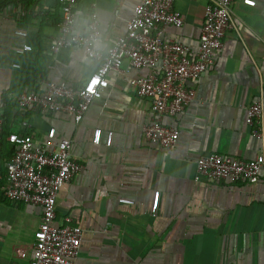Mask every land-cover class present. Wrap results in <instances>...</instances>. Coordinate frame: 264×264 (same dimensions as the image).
<instances>
[{
  "label": "crops",
  "instance_id": "1",
  "mask_svg": "<svg viewBox=\"0 0 264 264\" xmlns=\"http://www.w3.org/2000/svg\"><path fill=\"white\" fill-rule=\"evenodd\" d=\"M139 1L79 0L77 32L88 31L87 15L95 11L103 36L94 48L106 51L126 34ZM206 5L207 0H174L184 25L166 28L165 38L198 50ZM22 8L29 10L26 17L20 16ZM233 10V28L214 65L189 83L195 100L179 116L164 120L179 133L176 148L169 151L143 134L152 104L138 96L133 81L151 70L132 68L127 61L120 72L109 73V87L80 123L63 113L21 110L13 101L17 95L41 90L47 80L82 86L100 62L81 47L52 53L62 18L55 0H0L3 134L19 132L27 121L24 133L44 138L55 128L58 140L72 142V157L83 170L59 192L55 224L83 229L76 264H264V142L246 124L247 108L264 92V0L237 2ZM18 30L28 36H18ZM25 44L33 51L17 53ZM96 130L103 132L100 145L93 143ZM211 153L261 161L259 182H196L199 158ZM0 162L2 173L6 161ZM3 186L4 180L0 264H30L42 208L5 198ZM156 192L160 199L154 213Z\"/></svg>",
  "mask_w": 264,
  "mask_h": 264
},
{
  "label": "built area",
  "instance_id": "2",
  "mask_svg": "<svg viewBox=\"0 0 264 264\" xmlns=\"http://www.w3.org/2000/svg\"><path fill=\"white\" fill-rule=\"evenodd\" d=\"M20 3L22 0H16ZM60 7L61 22L54 39L52 53L62 50L83 48L86 56L100 62L98 70L82 86H73L66 81L55 83L44 81L38 91L24 92L13 98L21 110L33 108L46 113H63L80 123L91 104L103 97L109 87L110 72H120L127 61L132 68H149L150 75L134 80L133 84L141 98L152 104L151 122L143 126L145 139L154 145L172 151L176 148L179 133L164 124L165 118L182 114L196 98V91L189 86L198 80L215 63V56L225 46V38L234 24L233 5L245 0H207L204 23L199 38V48L194 51L188 46L164 34L168 27L181 28L184 18L174 8V0H140L127 22L126 34L117 37L106 51L94 48L102 39L99 16L91 11L88 31L77 32L78 0H55ZM29 10L22 8L20 16L26 17ZM26 38L28 33L16 31ZM33 51L25 44L17 50L19 54ZM1 53V47H0ZM19 68V65H15ZM4 108V104L0 106ZM246 124L254 137L264 142V92L246 110ZM4 120L0 116V148ZM30 124L23 121L19 132L7 137L12 158L5 165L2 192L5 198L42 208V219L36 230L34 249L30 264H76L80 253L83 229L75 225L58 226L57 197L61 189L77 176L83 166L72 157L73 144L68 139H57V131L51 128L44 138L24 133ZM102 130H96L93 143L100 145ZM113 144V133L109 132L106 145ZM262 162L247 161L218 153L199 158L196 182L208 184H255L259 182ZM160 192L154 194L153 212L159 205ZM122 204L133 201L121 199Z\"/></svg>",
  "mask_w": 264,
  "mask_h": 264
},
{
  "label": "trees",
  "instance_id": "3",
  "mask_svg": "<svg viewBox=\"0 0 264 264\" xmlns=\"http://www.w3.org/2000/svg\"><path fill=\"white\" fill-rule=\"evenodd\" d=\"M6 1L9 4L11 2H15L16 0H6ZM78 2H79V0H78ZM12 154H13V151L8 147L7 137L5 138L4 134L2 133V135H1V148H0V161L1 160L6 161V163H5V165H6L7 162H9L11 160ZM1 164H3V162L2 163L0 162V165ZM5 165H4V167H5ZM2 169L3 168H2V165H1V170ZM1 174L3 176V179H5L6 169H5V171H2Z\"/></svg>",
  "mask_w": 264,
  "mask_h": 264
}]
</instances>
